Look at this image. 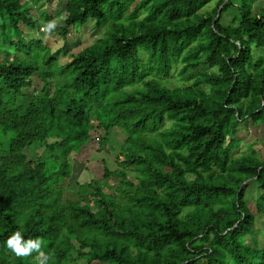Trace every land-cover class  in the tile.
<instances>
[{"label": "trees", "instance_id": "1", "mask_svg": "<svg viewBox=\"0 0 264 264\" xmlns=\"http://www.w3.org/2000/svg\"><path fill=\"white\" fill-rule=\"evenodd\" d=\"M53 1L0 0V264H264L245 200L264 160L233 153L264 124V2L64 0L61 38L89 21L103 36L61 65L29 37L31 4ZM115 128L117 169L67 194L72 155ZM16 231L44 255L15 256Z\"/></svg>", "mask_w": 264, "mask_h": 264}, {"label": "rangeland", "instance_id": "2", "mask_svg": "<svg viewBox=\"0 0 264 264\" xmlns=\"http://www.w3.org/2000/svg\"><path fill=\"white\" fill-rule=\"evenodd\" d=\"M263 2L264 0H254L253 9L256 11L258 5L263 4ZM63 3L64 0H54L49 4L32 3L30 12L34 15L37 31L29 35V37H31V34L41 37L43 44L57 55L58 62L61 65L69 61V54L77 53L103 36V29L97 28L93 21H89L83 26L71 29L65 38H61L58 34V29L63 25ZM45 9L48 10L51 16V19L47 22H43L41 19V13ZM231 17L232 14L230 12H225L220 22L223 25H227ZM49 25H53V27H49ZM21 28L24 29V27ZM1 58L2 56L0 55V60ZM177 72L178 70H175L171 73L169 84H167L168 87H177L182 84ZM33 85L36 89L39 88V82L35 78H33ZM91 136V139L76 154L72 155L70 161L71 176L62 184L65 186L67 194H72L77 184L101 179L104 166L110 171L117 169L115 156L116 152L118 153L124 146V133L117 128L112 129L109 133V138L103 146L97 140L98 137L101 138L103 136L101 130L92 131ZM236 139L239 145L238 149L233 151L235 155L248 154L250 150L260 160H264V124H247L245 127H240ZM34 152L36 157H41L44 154L41 148H36ZM109 183L112 188L118 185L116 179H112ZM105 190L108 189L105 188ZM258 193L264 194V190L259 191L254 183L248 184L245 190V200L249 211L255 216L253 229L257 243L261 248H264V215L256 211Z\"/></svg>", "mask_w": 264, "mask_h": 264}, {"label": "clouds", "instance_id": "3", "mask_svg": "<svg viewBox=\"0 0 264 264\" xmlns=\"http://www.w3.org/2000/svg\"><path fill=\"white\" fill-rule=\"evenodd\" d=\"M53 27V25H49ZM8 249L17 257L25 258L31 256L33 252L44 255L42 247L44 241L41 238L24 240L20 231L14 232L6 241Z\"/></svg>", "mask_w": 264, "mask_h": 264}, {"label": "water", "instance_id": "4", "mask_svg": "<svg viewBox=\"0 0 264 264\" xmlns=\"http://www.w3.org/2000/svg\"><path fill=\"white\" fill-rule=\"evenodd\" d=\"M227 0H224V2H226ZM219 10H220V7H219ZM218 15H219V12H218ZM218 15H217V17H218Z\"/></svg>", "mask_w": 264, "mask_h": 264}, {"label": "built area", "instance_id": "5", "mask_svg": "<svg viewBox=\"0 0 264 264\" xmlns=\"http://www.w3.org/2000/svg\"><path fill=\"white\" fill-rule=\"evenodd\" d=\"M97 140H98V138H97Z\"/></svg>", "mask_w": 264, "mask_h": 264}]
</instances>
